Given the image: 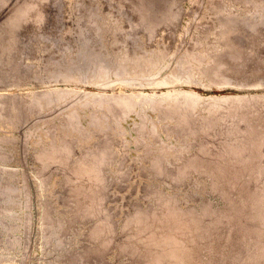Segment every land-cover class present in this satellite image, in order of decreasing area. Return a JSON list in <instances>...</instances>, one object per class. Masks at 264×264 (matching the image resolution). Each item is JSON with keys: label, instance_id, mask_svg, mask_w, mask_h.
Here are the masks:
<instances>
[{"label": "rangeland", "instance_id": "rangeland-1", "mask_svg": "<svg viewBox=\"0 0 264 264\" xmlns=\"http://www.w3.org/2000/svg\"><path fill=\"white\" fill-rule=\"evenodd\" d=\"M141 1L0 0V264H264V86L210 77L247 40L264 77V0H184L151 41ZM140 51L182 82L140 109L84 81Z\"/></svg>", "mask_w": 264, "mask_h": 264}, {"label": "bare ground", "instance_id": "bare-ground-1", "mask_svg": "<svg viewBox=\"0 0 264 264\" xmlns=\"http://www.w3.org/2000/svg\"><path fill=\"white\" fill-rule=\"evenodd\" d=\"M184 0H145V2H142L143 5L140 6V9L143 13H147V18L145 19V21H143L142 19L139 21V24H144L146 26V30H145V35L147 37V40L151 41L153 39V37L155 36V34L158 32V29L161 27L163 28V33H165L166 35H168L170 38H174L177 34H179V27L180 25V20H181V5L182 2ZM256 1H260V0H256ZM140 3V2H139ZM147 5V6H146ZM139 11V9H137ZM140 13V12H139ZM118 23V22H117ZM120 26V25H119ZM186 27V26H185ZM181 29V28H180ZM183 29V28H182ZM185 29V28H184ZM136 31H126L125 34L127 35V38H129L128 40L132 41L131 38L136 35ZM161 34V33H160ZM134 40V39H133ZM154 40V39H153ZM234 40V39H233ZM247 40V39H246ZM244 41V40H243ZM249 40H247V46H244L242 48L241 51H239L236 54L235 58H230L226 55L227 57V61L230 65L229 66V70L222 72L220 75H218L215 71L211 72L210 77L213 78H218L220 80L224 81H234V83L237 85L240 81H244L245 86H257L255 84H259L258 87L264 86V59L261 61V65H262V71H260L261 77L262 78H255L253 76H250L248 72H246L245 74H241L242 76L237 77V74H235V70H239L240 65H237L238 61H245L247 56V48L248 46L251 44V42H248ZM229 44V38L226 39L225 41V45ZM232 52L234 53L233 49H231ZM147 52L149 51H140V55L139 58L141 59V63H140V70H138L137 68H134V66H136V63L132 62L128 57L126 56H121L119 57L120 60H122L123 58L125 60H129V64L131 66H129L127 68L126 71L122 72V70L116 71L113 74L109 73V72H105V70L101 67H94L92 69H90L88 71L87 76L85 77L86 82L94 85L95 87H98L100 89H103L105 87H114V86H118L121 92H124V90L122 89V87H128L133 89L134 87H138L139 89L137 90H129L127 93V96L132 98V104L133 106H138L140 109L143 108V105H146L144 102L147 103L148 100H150L151 97L148 94V92H144L143 90L140 89V86H149L151 87V89H153L154 86L157 85H161V84H165L168 87L166 92H168L169 90V86H173L176 84H179L181 81V79H174L172 76L170 75H164L162 77H155V76H151V75H145L144 73L146 72V69L148 68V66H150L151 64V59L149 57H147ZM232 53V54H233ZM97 54V53H96ZM132 53H130L131 55ZM94 56V55H93ZM92 56V57H93ZM97 59V58H96ZM94 60V59H93ZM93 62V61H92ZM86 63V62H85ZM242 63V62H241ZM133 65V66H132ZM161 65V64H160ZM82 68V67H81ZM80 71V70H79ZM162 72V71H161ZM87 73V72H86ZM206 73V72H205ZM208 74V73H207ZM77 75V74H76ZM258 75V76H259ZM85 76V75H84ZM248 76V78H247ZM81 77V76H80ZM208 77V75H207ZM222 77V78H220ZM246 78V79H243ZM63 79V78H60ZM69 79V78H68ZM70 80L73 81H79L82 79H79L75 76L71 77ZM83 81V80H82ZM91 85V86H92ZM25 85H23L22 87H24ZM145 86V87H146ZM117 87V88H118ZM174 87V86H173ZM0 88H9V87H4L1 86ZM26 88V87H25ZM51 88V87H50ZM22 89V88H20ZM33 89V88H32ZM63 89V88H62ZM94 90L91 92H88V95H94L96 94L98 96V98H93V97H89L92 100V103H96L95 101L97 99H100L101 96H103V94L101 93V90ZM13 90V89H12ZM11 90V91H12ZM34 90V89H33ZM37 90V89H36ZM38 90H40L38 88ZM43 90V89H42ZM60 90V89H59ZM15 91V90H13ZM25 90H20L19 92H23ZM35 91V90H34ZM33 91V92H34ZM1 92V91H0ZM3 92V91H2ZM5 92H10V91H5ZM26 92V91H25ZM58 92V89H57ZM137 92V93H135ZM31 93V92H29ZM164 93V91H163ZM1 94H5V93H1ZM161 97L166 98V94H162ZM263 97V96H262ZM48 101V100H47ZM86 103V102H85ZM250 104V103H249ZM263 104H264V98H263ZM149 105L151 106V104L149 103ZM148 106V105H147ZM145 108V106H144ZM151 108H153L151 106ZM87 109V107H86ZM246 110V109H245ZM146 111V110H145ZM85 112V111H84ZM244 112V111H243ZM148 116V115H146ZM79 118V117H78ZM81 118V117H80ZM133 118V117H132ZM153 118V117H152ZM156 119V118H155ZM88 120V118H87ZM134 120V119H133ZM154 120V119H153ZM257 120V119H256ZM235 121V120H234ZM246 121V120H245ZM252 122V121H251ZM259 123V122H258ZM248 124V123H247ZM87 125V124H86ZM85 125V126H86ZM260 125V124H259ZM156 128V127H155ZM241 128V127H239ZM128 129V128H127ZM126 129V130H127ZM259 131V130H258ZM126 132V131H125ZM139 134L143 132L142 129L138 130ZM156 132V129L153 130V128H150L148 130H146V136H153L154 133ZM248 132V131H247ZM157 133V132H156ZM127 134V133H126ZM241 137V135H239ZM247 138V137H246ZM130 139V138H129ZM207 142V141H206ZM208 143V142H207ZM209 148V147H208ZM206 152V151H205ZM262 152L263 154H261L259 156L260 159L264 160V148H262ZM209 154V153H208ZM249 156V155H248ZM204 159V158H203ZM207 160V159H206ZM2 170V169H1ZM6 172V171H5ZM4 174V173H3ZM8 174V173H7ZM10 175V174H9ZM12 175V174H11ZM10 175V176H11ZM5 176V175H4ZM11 179V178H10ZM210 179V178H209ZM8 180V178H7ZM237 182V181H236ZM11 183V182H10ZM15 183V182H14ZM17 183V182H16ZM239 184V183H238ZM206 185V184H205ZM218 186V185H217ZM21 189V187H20ZM19 189V190H20ZM22 190V189H21ZM254 190V189H253ZM236 195V193H235ZM6 196V195H5ZM42 196V195H41ZM20 199V198H19ZM18 199V200H19ZM44 200V199H43ZM5 206V205H4ZM56 206V205H55ZM17 207V206H16ZM10 208V207H9ZM57 207H55L56 209ZM61 208V207H60ZM16 211V210H15ZM53 211V210H52ZM11 212V211H10ZM64 212V211H63ZM62 212V213H63ZM205 212V211H204ZM207 213V212H206ZM20 214V213H19ZM23 214V213H22ZM21 214V215H22ZM6 219V218H5ZM8 219V218H7ZM22 219V218H21ZM12 220V219H11ZM205 220V218H204ZM212 220V219H211ZM18 221V220H17ZM206 222V221H205ZM213 222V221H212ZM4 226V225H3ZM1 228V227H0ZM52 229V228H51ZM3 230V229H2ZM219 230V229H218ZM43 231V230H42ZM205 231V230H203ZM5 233V232H4ZM205 233V232H204ZM213 233V232H212ZM231 234V233H230ZM42 243V241H41ZM65 244V243H64ZM224 245V244H223ZM227 246V244H226ZM212 248V247H211ZM226 248V247H225ZM14 249V248H13ZM63 249V247H62ZM186 249V248H185ZM212 250V249H211ZM58 251V250H57ZM60 251V250H59ZM210 251V250H209ZM208 251V252H209ZM210 253V252H209ZM9 254V253H8ZM7 259V258H6ZM8 260V259H7ZM12 260V259H11ZM6 261V260H5ZM62 262V261H61Z\"/></svg>", "mask_w": 264, "mask_h": 264}, {"label": "water", "instance_id": "water-1", "mask_svg": "<svg viewBox=\"0 0 264 264\" xmlns=\"http://www.w3.org/2000/svg\"><path fill=\"white\" fill-rule=\"evenodd\" d=\"M7 37H8V36L3 35V38L1 39L0 43H1L3 40H5V38H7Z\"/></svg>", "mask_w": 264, "mask_h": 264}]
</instances>
